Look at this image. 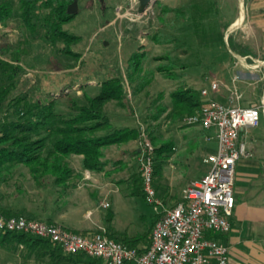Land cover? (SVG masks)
<instances>
[{
	"label": "rangeland",
	"instance_id": "obj_1",
	"mask_svg": "<svg viewBox=\"0 0 264 264\" xmlns=\"http://www.w3.org/2000/svg\"><path fill=\"white\" fill-rule=\"evenodd\" d=\"M12 1L15 8H18V0ZM259 1L156 0V3L141 15L140 0H105L104 4H101L100 0H80L79 13L73 22L65 26V30L83 38L80 44L73 47V51L81 56L79 62L63 54V44L50 46L43 40L41 33L31 36L19 18H15L8 26L0 25V46L10 44L16 48L19 41L26 38L29 40L30 55L24 57L23 63L20 64L24 73L17 81L18 87L11 99L28 95L44 100L56 95L57 111L68 114L70 100L85 105L88 98L98 94L101 82L119 77L124 81L128 99L125 101V107H120L115 102L107 106L106 111L113 125L117 128L127 126L139 130L143 126L147 130L150 143L156 149L149 138L150 134L160 143H166L170 140L173 130L188 127L183 124V120L177 123L169 122L166 115L159 121L151 119L160 104L163 103L171 109L173 92L183 86L200 91L209 88L213 81L229 85L233 76H239L236 75L238 61H235V54L229 48L230 36L235 43L249 47L256 55H253V59L263 61L264 41H261L260 25L255 21L259 20L261 15V9L254 5ZM169 8L181 10L183 13H165L164 10ZM153 36L167 41L158 44L153 40ZM139 52L147 55L138 81L147 80L149 84L142 93L135 96L134 87L129 83L127 75L130 59ZM5 58L9 57L3 55V59ZM173 65L175 74L179 76L177 79L159 71L161 67L171 68ZM241 90H245L240 89L242 97L246 96ZM253 93L250 91L248 96ZM159 97H163V101ZM14 102L7 103L8 106L2 110L0 117L18 116L15 112L17 108L13 107ZM141 141L139 139L127 143L125 149L132 150V156L122 162L121 166H109L113 168L111 175L114 181L122 183L109 197L112 209L101 208L95 200V205L90 209L94 210L93 223L100 221L104 229L108 228L120 240L123 237L142 238L140 247H143L150 242L152 226L162 217L163 212L178 200L174 203L163 200V190L166 189L162 173L164 167L159 178L158 175L155 176L160 206L149 204L146 200L141 163L135 151L139 149ZM203 144L206 153L217 151L216 141H204ZM104 151L103 160L107 158L106 149ZM111 153L114 158L111 164L113 165L117 157H120V146L114 147ZM79 159L77 156L73 158L77 166L80 165ZM181 169L178 168V172ZM184 169L188 173L184 178L198 179L209 166L204 165L201 158L195 157L191 167ZM82 170L85 174L84 167ZM171 171L169 168V173ZM169 183L171 184V181ZM56 185L60 184L55 183L53 177H47L38 184L29 167L18 166L10 176H6L5 181L0 182L2 206L13 209L19 216H34L37 220L46 221L45 218L61 204L59 195L56 194ZM139 188L144 193H139ZM87 204L88 201H83L81 207ZM110 214H113L112 220H109ZM81 217L82 214H79L74 221L82 219ZM94 227L100 229L98 226ZM28 252L23 245L16 250L0 245V264H24L26 260V264H37L34 255Z\"/></svg>",
	"mask_w": 264,
	"mask_h": 264
},
{
	"label": "trees",
	"instance_id": "obj_2",
	"mask_svg": "<svg viewBox=\"0 0 264 264\" xmlns=\"http://www.w3.org/2000/svg\"><path fill=\"white\" fill-rule=\"evenodd\" d=\"M72 2L73 0H18V8H15L12 0H0V25L8 26L15 18H19L31 36L41 33L43 40L50 46L63 44V54L79 62L81 56L73 51V47L80 44L83 38L65 30V26L76 17L68 14V7ZM164 11L183 13L181 10L170 8ZM153 40L158 44L167 41L157 36H153ZM229 41V48L233 54L242 58L253 54L249 47L235 43L232 36L229 37ZM3 55L9 58L3 59ZM29 55V40L26 38L20 40L16 48L10 44L0 46V115L9 101H15L13 107L17 108L15 112L18 113L16 118H9L8 115L0 117V182L5 181L6 176H10L16 167L26 166L30 168L38 184L47 177H53L55 183L60 185L69 184L73 178L78 177L70 166L72 156L83 157L85 170L101 172L108 166L107 162H103L106 148L140 139L141 130L115 127L106 111L107 106L113 102L120 107L126 106L125 101L128 99L126 86L119 77L101 82L98 94L88 98L85 105L70 100L68 114L57 111L56 95L44 100L28 95L11 99L17 90V81L24 73L20 64L23 63V58ZM146 55L143 52L134 54L128 66V81L134 87L135 96L142 93L149 84L147 80L138 81L143 72ZM174 70L173 65L171 68L161 67L159 71L166 72L171 78L173 75L172 79H177L179 76ZM159 99L163 101L164 98ZM171 99V109L163 103L160 104L151 116L152 120L159 121L166 115L169 122H182L185 117L200 111L204 105L201 90H193L187 86L173 92ZM149 138L156 146L155 176H159L166 163L170 144L160 143L152 134ZM138 192L143 191L139 188ZM2 199L0 198L2 214L7 217L19 216L13 209L2 206ZM25 217L30 220L38 219L34 216ZM207 236L223 243V237L226 235L211 233ZM112 239L135 248H140L142 241V238L128 237L121 240L119 237ZM0 245L12 250L23 245L25 251L34 255L37 264H82L86 261L101 264L100 260L88 259L85 255H65L63 250L52 242L28 234L0 231ZM141 249L142 253L144 249Z\"/></svg>",
	"mask_w": 264,
	"mask_h": 264
},
{
	"label": "built area",
	"instance_id": "obj_3",
	"mask_svg": "<svg viewBox=\"0 0 264 264\" xmlns=\"http://www.w3.org/2000/svg\"><path fill=\"white\" fill-rule=\"evenodd\" d=\"M249 59L252 60L250 63ZM240 60L251 73H261L264 68V61L247 57ZM240 81L241 76L233 80L229 104L215 98L223 86L213 81L209 88L201 90L202 109L183 119V124L188 127L199 126L204 131L213 132V135L206 136V141H216L217 152L204 160L209 166L208 172L192 182L183 191L182 200L165 210L155 222L149 245L142 253L141 248L112 239L104 229L81 235L58 224L23 216L7 217L1 212L0 231L41 238L59 246L65 255H85L103 264H230V248L207 235L232 232L236 169L239 162L249 156L241 135L260 127L264 116V92L258 103L242 106ZM140 140L138 150L145 197L149 204L160 206L155 187V148L143 126ZM103 207L108 209L110 204Z\"/></svg>",
	"mask_w": 264,
	"mask_h": 264
},
{
	"label": "crops",
	"instance_id": "obj_4",
	"mask_svg": "<svg viewBox=\"0 0 264 264\" xmlns=\"http://www.w3.org/2000/svg\"><path fill=\"white\" fill-rule=\"evenodd\" d=\"M261 9L259 20H255L260 25L261 41H264V0H260L254 4ZM256 22H254L256 24ZM256 56L252 54L250 57ZM237 66L239 67L236 75L241 76V81L238 82V87L244 89L245 95L241 102L242 106H250L251 104L258 103L264 92V68L261 73H251L250 69L245 66V63L240 60V56H234ZM264 61V59H262ZM252 60L249 59V63ZM233 76L230 79L229 85L222 84V89L215 94V98L224 104H229V97L231 96V89L233 87ZM242 91V90H241ZM254 92L252 96H248L249 92ZM258 94H257V92ZM243 92V91H242ZM243 92V94H244ZM256 92V93H255ZM264 116L260 127L250 129L243 132L241 140L245 141L248 147L249 156L243 158L236 169L235 180V199L236 207L234 216L232 218V232L223 237L225 243L231 251L230 264H264ZM127 127V126H126ZM120 127V128H126ZM181 127V126H180ZM213 132L204 131L199 126L187 127L181 130H173L171 138L165 144H170V151L166 157L164 164L163 176L166 184V189L163 190L164 201L174 203L177 200L179 203L183 198V191L194 181L200 180L209 169H207L201 178L186 179L187 171L185 167H191L194 158H201L202 163L205 165L204 160L208 155L215 154L217 151L206 153L203 142L206 141L207 135H213ZM128 144L120 145V157H117L116 162L111 153L117 145L106 148L107 158L103 160L109 162L104 171H88L85 170L83 174L82 156L78 160L80 165L74 163L72 157L70 159V166L75 171L78 177L73 178L69 184L56 185V194L59 195L60 205L56 207V211L48 215L45 220L53 224L61 225L68 230L87 235L104 229L100 221L92 222L94 217V210L90 209L95 205L94 200L99 202V206L103 209L104 204L109 203L112 209V204L109 197L115 189L118 190L122 183L114 181L112 178L114 164H120L127 161L132 156V150L125 149ZM137 153L139 150H135ZM135 152V154H136ZM139 154V153H138ZM81 160V161H80ZM169 168L171 172L169 173ZM178 168H182L178 172ZM111 169V170H110ZM115 169V168H114ZM186 171V172H185ZM124 172V170H120ZM84 175V177H83ZM184 175L186 176L184 178ZM159 178V176H157ZM186 180V181H185ZM120 181L123 180L120 178ZM171 181V184L169 183ZM75 182V185L73 183ZM179 183H182L179 185ZM181 186V187H179ZM178 187V188H177ZM128 189L131 190L130 187ZM64 194V195H61ZM89 202L86 206H82V202ZM176 203V204H177ZM167 206L173 208L174 206ZM169 208V209H170ZM82 214V219H74ZM112 215H109V220H112ZM108 218V217H107ZM98 226L99 230L94 227ZM154 226V225H153ZM152 226V228H153ZM108 235L112 238L116 237L108 228ZM152 230V229H151ZM140 247V246H139ZM140 247V248H144ZM27 261V260H26ZM23 263L26 264L27 262ZM35 261V259H34ZM84 263L92 264L90 261ZM103 264L102 261H100Z\"/></svg>",
	"mask_w": 264,
	"mask_h": 264
},
{
	"label": "water",
	"instance_id": "obj_5",
	"mask_svg": "<svg viewBox=\"0 0 264 264\" xmlns=\"http://www.w3.org/2000/svg\"><path fill=\"white\" fill-rule=\"evenodd\" d=\"M79 1L80 0H73V2L68 7V14L69 15H77L79 13ZM101 4L105 3V0H100ZM156 3V0H140V10L139 13L144 15L148 9Z\"/></svg>",
	"mask_w": 264,
	"mask_h": 264
},
{
	"label": "bare ground",
	"instance_id": "obj_6",
	"mask_svg": "<svg viewBox=\"0 0 264 264\" xmlns=\"http://www.w3.org/2000/svg\"><path fill=\"white\" fill-rule=\"evenodd\" d=\"M244 19V18H243ZM240 22H242V21H240Z\"/></svg>",
	"mask_w": 264,
	"mask_h": 264
}]
</instances>
